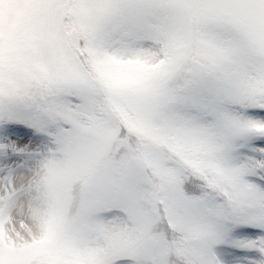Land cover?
<instances>
[{
  "label": "snow or ice",
  "instance_id": "6c2138e0",
  "mask_svg": "<svg viewBox=\"0 0 264 264\" xmlns=\"http://www.w3.org/2000/svg\"><path fill=\"white\" fill-rule=\"evenodd\" d=\"M0 264H264V0H0Z\"/></svg>",
  "mask_w": 264,
  "mask_h": 264
}]
</instances>
